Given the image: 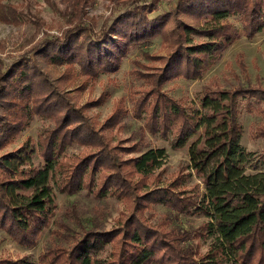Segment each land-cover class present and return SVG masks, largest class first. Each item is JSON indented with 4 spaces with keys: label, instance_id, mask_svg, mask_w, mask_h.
Masks as SVG:
<instances>
[{
    "label": "trees",
    "instance_id": "obj_1",
    "mask_svg": "<svg viewBox=\"0 0 264 264\" xmlns=\"http://www.w3.org/2000/svg\"><path fill=\"white\" fill-rule=\"evenodd\" d=\"M157 9L158 0H134L99 27L78 17L60 36L44 38L31 56L6 66L0 60V151L35 116L51 121L37 136L41 167L31 164L28 142L0 153V230L21 246H35L55 206L50 180L61 193L85 190L126 206L108 229L85 228L68 246L47 248L36 262L27 255L0 256V264H264V170L258 169L264 151L242 147L239 122L242 109L264 115V84L225 88L210 82L197 93V104L164 89L172 79L201 78L240 34L251 38L264 30V0H175L168 11L149 16ZM9 17L16 18L13 11ZM158 35L169 51L145 53L158 65L135 60L145 70H132L143 86L128 94L130 109L120 97L103 120L87 114L106 95L78 103L66 85L117 72L130 50ZM42 64L65 65L66 72L54 79ZM129 111L142 124L122 138ZM199 131L188 146L189 164L162 182L167 152L150 146L147 134L179 149ZM253 137L264 138V126H256ZM74 144L82 147L80 154L63 156ZM250 163L254 171L247 172ZM189 168L203 192L199 183L185 184ZM155 204L208 217L194 232L213 236L207 251L184 245L192 232L166 227L167 215L153 222Z\"/></svg>",
    "mask_w": 264,
    "mask_h": 264
},
{
    "label": "rangeland",
    "instance_id": "obj_2",
    "mask_svg": "<svg viewBox=\"0 0 264 264\" xmlns=\"http://www.w3.org/2000/svg\"><path fill=\"white\" fill-rule=\"evenodd\" d=\"M133 2L134 0H86L84 3L80 0H0L1 63L6 66L21 56H31L44 38L60 36L78 17H84L86 22L93 23L95 27H99L104 21L110 24L116 15L131 6ZM174 2L175 0H158V9L152 11L149 16L168 11L173 7ZM12 11L16 18L9 17ZM180 18L188 21L193 20L192 17L183 14L180 15ZM229 19L240 27L236 17ZM168 51V43L159 35L155 36L143 46L130 50L117 72L101 74L87 82H81V79L76 80L66 86L71 90V94L78 103L106 95L101 104L86 110L90 116L103 120L110 112L114 102L120 97L126 98V106L130 109L131 103L128 94L130 91L142 88L141 79L137 78L132 70L139 68L144 71L145 69L138 66L135 60L142 64L158 65V60L147 58L145 53L150 56L163 55ZM42 66L45 72L54 79L66 72L65 65L42 64ZM77 69L78 66H75V71ZM258 81L264 84V30L255 33L251 38L240 34L201 78L195 80L172 79L164 84V89L174 97L182 98L187 104L192 102L197 104V93L210 82H218L222 87L232 88L238 84H256ZM130 113L131 111L123 118L124 125L120 132L122 138L128 137L132 130L142 124V120L134 119ZM239 122L243 127L240 138L242 147L256 153L264 151V138L253 137L254 128L264 126V115L242 109ZM50 123L51 121L46 118L35 116L30 124L18 134L14 142L0 153L17 147L23 142H28L31 164L41 167L44 163L37 152V136ZM199 133L200 131L179 149H172L166 139L147 134L150 146L163 147L167 152L165 163L159 169L162 182L166 183L170 180L172 174L181 164H189L188 146ZM81 149V146L74 144L65 150L63 156L72 157L80 154ZM252 164L246 165L247 172L254 171ZM262 165H259L258 169L264 170ZM189 171L191 174L185 184L192 186L199 183V189L203 192L204 186L200 178L190 168ZM50 184L55 206L50 215L49 224L39 234L35 246H21L0 230V256L17 258L27 255L30 260L36 262L38 255L47 248L56 244L68 246L72 242V238L80 236L85 228L103 226L108 229L114 226L120 213L126 210L125 203L114 196L108 195L97 199L85 190L66 194L58 191L53 180H50ZM152 211L154 212L153 222H160L167 215L169 221L166 227L192 232L184 240V245H198L200 253L207 251L213 236L202 238L195 235L194 232L204 221L209 220L208 217L196 212L176 214L161 204L153 205ZM109 250L108 246L105 253H108Z\"/></svg>",
    "mask_w": 264,
    "mask_h": 264
}]
</instances>
